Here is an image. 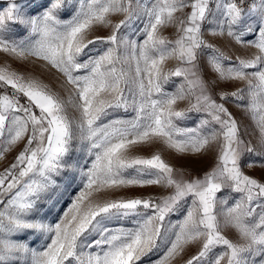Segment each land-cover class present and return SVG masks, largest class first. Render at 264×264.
<instances>
[{
  "label": "snow or ice",
  "instance_id": "6c2138e0",
  "mask_svg": "<svg viewBox=\"0 0 264 264\" xmlns=\"http://www.w3.org/2000/svg\"><path fill=\"white\" fill-rule=\"evenodd\" d=\"M0 54V264H264V0H7Z\"/></svg>",
  "mask_w": 264,
  "mask_h": 264
},
{
  "label": "rangeland",
  "instance_id": "374dc122",
  "mask_svg": "<svg viewBox=\"0 0 264 264\" xmlns=\"http://www.w3.org/2000/svg\"><path fill=\"white\" fill-rule=\"evenodd\" d=\"M7 0H0V8H3L6 6ZM116 19H119L118 17ZM98 35H107V30H102L100 32L97 33ZM170 34V30L169 32H165V35H169ZM3 58H2V54H0V63H3ZM14 67H19L18 64L13 65ZM229 88H231V85L228 86ZM179 107H184L183 104L179 105ZM228 107L230 108V110L234 113V115H236L238 118L242 115L233 105H228ZM247 122V121H246ZM22 147V146H21ZM20 150V147H18L17 149H15L12 153L7 154L6 159L3 161H0V171H2L5 167H7L11 162H13L15 155L18 153V151ZM143 154H147L146 152ZM165 159H169L171 160L173 163H183L193 169H195L197 172H202L203 170H205L207 168V161H202V160H197L195 158L191 159V160H177L174 159L169 153L165 152ZM245 171L256 178H259L261 180H264V170H261L259 168H255V169H245ZM145 192L148 191H153V189H147V190H143ZM136 194H139V190H137ZM227 235L230 238L235 239V233L231 230H229L227 232ZM38 243L37 241H33L32 245L33 247H35ZM197 246H190L189 249L186 250L185 253V257L184 259H187L188 257H190L191 255H194L197 252ZM155 257H153L154 259ZM145 264H147V261H145ZM180 264H182V261L180 262Z\"/></svg>",
  "mask_w": 264,
  "mask_h": 264
}]
</instances>
